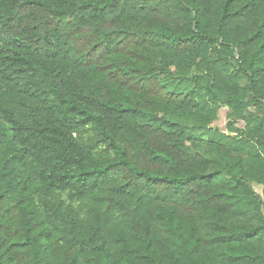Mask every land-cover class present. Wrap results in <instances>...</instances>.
Masks as SVG:
<instances>
[{
	"label": "trees",
	"instance_id": "1",
	"mask_svg": "<svg viewBox=\"0 0 264 264\" xmlns=\"http://www.w3.org/2000/svg\"><path fill=\"white\" fill-rule=\"evenodd\" d=\"M0 264H264V0H0Z\"/></svg>",
	"mask_w": 264,
	"mask_h": 264
},
{
	"label": "rangeland",
	"instance_id": "2",
	"mask_svg": "<svg viewBox=\"0 0 264 264\" xmlns=\"http://www.w3.org/2000/svg\"><path fill=\"white\" fill-rule=\"evenodd\" d=\"M228 109L222 108L219 113V119L214 124V127L219 128L223 132H226L227 125H228V119H227ZM244 124H240L239 126L242 127ZM257 190L261 191L260 187H257Z\"/></svg>",
	"mask_w": 264,
	"mask_h": 264
}]
</instances>
